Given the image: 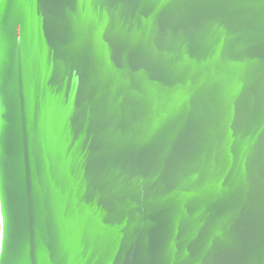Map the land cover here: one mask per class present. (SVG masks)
Instances as JSON below:
<instances>
[{
	"label": "water",
	"instance_id": "obj_1",
	"mask_svg": "<svg viewBox=\"0 0 264 264\" xmlns=\"http://www.w3.org/2000/svg\"><path fill=\"white\" fill-rule=\"evenodd\" d=\"M0 264H264V0H0Z\"/></svg>",
	"mask_w": 264,
	"mask_h": 264
}]
</instances>
